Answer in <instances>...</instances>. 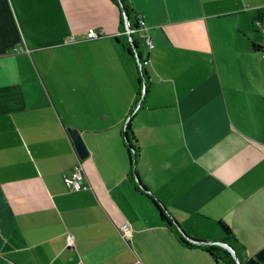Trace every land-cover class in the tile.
Wrapping results in <instances>:
<instances>
[{
  "label": "crops",
  "instance_id": "obj_1",
  "mask_svg": "<svg viewBox=\"0 0 264 264\" xmlns=\"http://www.w3.org/2000/svg\"><path fill=\"white\" fill-rule=\"evenodd\" d=\"M126 3L145 89L112 0H0V264H264V0Z\"/></svg>",
  "mask_w": 264,
  "mask_h": 264
},
{
  "label": "trees",
  "instance_id": "obj_2",
  "mask_svg": "<svg viewBox=\"0 0 264 264\" xmlns=\"http://www.w3.org/2000/svg\"><path fill=\"white\" fill-rule=\"evenodd\" d=\"M120 9V13H121V26H122V29L124 31V24H123V16L126 17V19L128 20V23L130 25V27H135L136 26V17H134V20L133 22L131 21V10L129 9L127 3H126V0H121L122 1V8L121 6L119 5V2L118 0H112ZM125 40H127V36L125 35ZM123 45L127 48L128 50V53L131 57H133V54H132V45L134 46H137L135 41L133 40L132 38V42H124ZM139 76H141L139 74ZM144 81H143V84L145 83V72H143L142 76ZM145 85L143 86V89H145ZM139 88H140V82H139ZM145 91V90H144ZM131 139L132 136L130 135V137L128 136V133L126 131V135H125V148L127 149V152L129 154V159H130V166H131V171H130V178L131 180L135 181L136 184L138 185L137 187H141L142 189H144L143 185L140 183L139 179L137 178V175H136V172H135V157H136V148L135 146L131 143ZM155 205L157 206L159 212H160V216L162 218L163 221L166 222L167 226L168 227H172L174 229V231L177 233L178 237L180 238L181 241H184L183 240V237L182 235L179 233V231L176 230L175 227H173V225L169 222L167 216L164 214V212L158 207V205L155 203ZM218 225L221 229V231L223 232V236L221 237V239L219 240L221 243H224V244H227L228 246H230L231 248H219V247H209L207 248V252L215 259H221L223 260L226 264H241V260L239 258V255L237 253V251H235L234 249V243H235V239H234V236L233 234L231 233V230L229 229V227L224 224L223 222L219 221L218 222ZM234 249V250H233ZM233 250V251H232ZM222 254V255H220Z\"/></svg>",
  "mask_w": 264,
  "mask_h": 264
},
{
  "label": "built area",
  "instance_id": "obj_3",
  "mask_svg": "<svg viewBox=\"0 0 264 264\" xmlns=\"http://www.w3.org/2000/svg\"><path fill=\"white\" fill-rule=\"evenodd\" d=\"M123 24H124L123 33L127 36V39L130 42H132L134 33L144 32V34H141L143 44L145 45L147 50H152L154 48V43L151 37L149 36V34L147 33V27L145 26V23L141 18L136 19L135 27H130L128 21L126 20L124 16ZM257 25L260 26L259 22L257 23ZM99 36H100V33L96 31H90L86 34V38L88 39H96ZM147 64H148V60H142V61L139 60L137 62V70L141 76L144 72V67ZM141 81L142 82L144 81L143 77H141ZM63 183L66 189L71 192H78V191L87 189V186L84 185L83 183V172H82V168L79 163H76L67 174L63 175ZM120 231L123 237H130L131 229L128 224H124L123 226H121ZM73 241H74V237L71 235H68L66 238L67 246H72Z\"/></svg>",
  "mask_w": 264,
  "mask_h": 264
},
{
  "label": "water",
  "instance_id": "obj_4",
  "mask_svg": "<svg viewBox=\"0 0 264 264\" xmlns=\"http://www.w3.org/2000/svg\"><path fill=\"white\" fill-rule=\"evenodd\" d=\"M119 2V5L121 6L122 8V1L121 0H118ZM132 48L134 50V54H135V57L137 58V60L139 61V55L136 51V46L132 45ZM71 140H72V143L74 145V149L76 151V153L78 154L79 158L80 159H84L86 156H87V150L79 136V133L77 132V130H75L74 128H71V127H67L66 128ZM221 243V242H220ZM224 247L226 248H231L230 246H228L227 244H224V243H221ZM232 249V248H231ZM233 251V250H232Z\"/></svg>",
  "mask_w": 264,
  "mask_h": 264
},
{
  "label": "rangeland",
  "instance_id": "obj_5",
  "mask_svg": "<svg viewBox=\"0 0 264 264\" xmlns=\"http://www.w3.org/2000/svg\"><path fill=\"white\" fill-rule=\"evenodd\" d=\"M135 37H137V39H138V36L135 35Z\"/></svg>",
  "mask_w": 264,
  "mask_h": 264
}]
</instances>
